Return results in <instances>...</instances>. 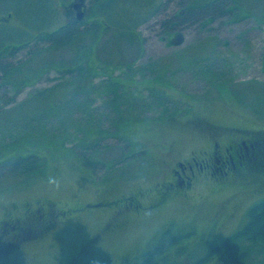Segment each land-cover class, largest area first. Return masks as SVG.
Segmentation results:
<instances>
[{
  "label": "rangeland",
  "instance_id": "obj_1",
  "mask_svg": "<svg viewBox=\"0 0 264 264\" xmlns=\"http://www.w3.org/2000/svg\"><path fill=\"white\" fill-rule=\"evenodd\" d=\"M72 1L0 0V52L10 53L2 63L16 68L7 84L0 79V127L37 145L42 163L0 178V264H135L167 229L184 241L161 261L194 264L264 198V166L243 181H219L196 166L182 184L173 174L179 161L207 159L214 141L221 150L218 134L264 135V0L241 2L245 15L187 22L170 35L161 23L180 0H101L100 11L85 0L84 21L103 29L95 61L104 67L92 76L74 72L86 67L76 46L90 47L92 36L53 49L42 41L34 52L37 33L69 20ZM114 4L129 15L119 17ZM110 77L120 79L107 86L118 98L103 86ZM69 99L86 107L44 114ZM90 131L94 168L77 153ZM6 133L1 150L11 147ZM47 202L54 217L39 222L40 207L53 213ZM240 245L245 257L219 252L205 264H264L260 245Z\"/></svg>",
  "mask_w": 264,
  "mask_h": 264
},
{
  "label": "trees",
  "instance_id": "obj_2",
  "mask_svg": "<svg viewBox=\"0 0 264 264\" xmlns=\"http://www.w3.org/2000/svg\"><path fill=\"white\" fill-rule=\"evenodd\" d=\"M91 1L94 3L93 4L94 6L92 7V11H94V7L97 6L98 8V5L100 4L101 0H91ZM243 1L244 0H180L179 2L180 6L178 7L175 14L170 16L167 20H163L161 24L163 27L166 28L167 34L170 35L172 32H174V30L178 28V26L186 24L187 22H193L199 20L206 22L207 20H213L217 17L230 16L232 13H236L238 16H242L246 14V12L245 14L243 12H240V9L242 10L243 7L241 2ZM113 9H114V13H116V11L120 13L119 17L126 18L122 14V12H125L126 14L127 12L126 6L121 5L120 7H115L114 4ZM98 10L100 11V8H98ZM90 20L91 19L89 18V21ZM135 21L138 22L139 20L135 18ZM86 23L87 22L84 21V18H81V20L77 23L68 22L67 20L65 23L61 24L58 28L54 29L52 32L37 33L36 38L33 40L34 41L33 45L37 46V49L34 52L36 53L43 49V47H41L42 41H47L48 46L45 48L53 49L56 47L71 45V43L75 44L77 40H79L80 42V40H83L85 37L92 36L91 38H89L90 47L84 48L81 45L82 49H79L78 46H76L77 47L76 56L79 61H82L84 59V62H86V67L83 68L82 66H79L76 70H74V72H76L78 76L80 75L92 76L94 74H97L98 73L97 70L99 71V67L101 66L102 69L104 67L101 64H99L98 66L95 55L96 54L95 46L99 39L97 35L100 34L99 35L100 37L102 35L103 29H100L98 27V25H101L100 22H94V23L89 22L87 24ZM14 48L17 47L15 46ZM7 54L10 53H6V50L0 52V79L2 80V82L6 81V83L3 84H7L6 79L7 78L10 79L13 73L12 71L16 69L12 67L11 65L12 63L9 62L2 63L3 59L5 58V55ZM30 58L31 55L29 59ZM95 64L97 65V67H95ZM105 67L106 69L108 68L107 65ZM66 69L67 71L64 70V72L72 71L71 69L68 68ZM25 80L26 79H23V82ZM107 80L104 81L105 84H103V86H106V88L109 90V87L107 86H111L113 88L114 86L112 85H115V83H119L118 81L115 80H120V79L110 77L109 80L108 81ZM107 83H109V85ZM121 89L124 91L122 87ZM109 91L115 94V98H118L117 93L120 96V93L118 91L117 92L113 90H109ZM70 100L71 99L60 104H53L50 106L51 108H48L47 110L43 109L44 114H46V116H49L48 114H55L57 115L58 118H60L61 113H64L63 115L66 114L70 115L76 109L81 107L82 108L86 107V104L84 102L79 104L80 102L78 100H72V101ZM84 114H86V111L84 112ZM38 118L39 117L34 116L33 118H31V120L34 121V123H37ZM4 132H7L4 139L9 140L10 142V143L6 142L5 144L6 146H11V147L6 149L4 148L2 150L0 149V178L9 175L12 176V175L34 173L36 172V170L41 168L42 163L37 153L38 151L37 145L36 146L29 145V143L32 144V142H28V140H24V137H20L19 139L16 136L12 137V133H8L7 130L5 131L3 127H0V133L3 134ZM98 132L101 133L100 131ZM92 135H93L92 131L83 134V142L86 143L85 145L84 144L82 145L85 147H82L80 150H78L79 152L77 153L81 157L82 163L84 165L94 168L97 161L92 160V157H89V154H93V150L95 149L92 148H95L94 147L95 143L88 142L89 140H91L89 136ZM58 140H62L63 142V140L65 139L64 137L63 138L60 137L55 141ZM21 141L22 143L18 144ZM183 236L181 237V234L179 232L172 233L170 229H167L166 231L161 233L160 238L157 240L155 244L143 250L140 253V255L135 258L134 261L135 264H173L170 263V261H168L167 259L165 260L166 258L165 256L164 259H162V261L161 258L163 255H166L167 253L175 252L173 251L174 248L180 246V243L184 241V239H182ZM166 238L168 239L167 243H164V240H166ZM242 240L248 242L249 244L260 245L262 251H264V198L254 202L248 208L246 212V220L244 224L233 234L224 238L221 242L211 241L213 244L211 242H208L206 247V252L202 250L203 254L201 253L197 258H195L194 264H205L206 262L209 261V259L212 256L216 255L219 252H221L226 257L230 253V256H232V258L234 259L236 257L243 258L249 254V251L246 249L244 250V248H241L240 241ZM238 247L239 250L242 251L240 255H238V253L240 252L238 251ZM192 253L193 252H189L191 258L194 256L192 255Z\"/></svg>",
  "mask_w": 264,
  "mask_h": 264
},
{
  "label": "flooded vegetation",
  "instance_id": "obj_3",
  "mask_svg": "<svg viewBox=\"0 0 264 264\" xmlns=\"http://www.w3.org/2000/svg\"><path fill=\"white\" fill-rule=\"evenodd\" d=\"M70 9L71 12L68 22L77 23L85 16L86 1L73 0L70 3ZM234 130V133L224 132L218 134L222 142L220 143V148H222L217 151L219 144L214 141L212 145L214 150H211L210 156L207 159L198 160L191 157L190 160L179 161V167L173 171L177 181L182 184V178L191 179V177L195 176L194 166L200 170L199 172L204 171L207 177H213L219 181L232 179L243 181L250 173L254 174L262 169L264 166V135L248 129L235 128ZM189 183L190 181L187 184ZM45 204L49 210L54 208L52 202ZM44 210H46V206L40 207L35 212L36 215H40L37 219L39 222H42L44 216H47V220L50 222L54 217V211L52 210L53 213L49 212L48 215ZM58 213L60 214L61 212L58 211Z\"/></svg>",
  "mask_w": 264,
  "mask_h": 264
}]
</instances>
